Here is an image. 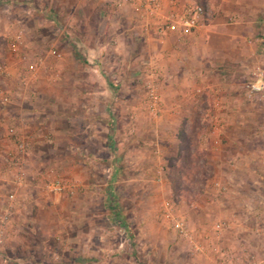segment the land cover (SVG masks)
Segmentation results:
<instances>
[{
  "label": "rangeland",
  "instance_id": "1",
  "mask_svg": "<svg viewBox=\"0 0 264 264\" xmlns=\"http://www.w3.org/2000/svg\"><path fill=\"white\" fill-rule=\"evenodd\" d=\"M17 1L40 23L60 3ZM203 3L212 19L216 0ZM59 26L48 32L60 40ZM5 32L0 122L14 104L34 113L25 131L0 126V264H264V88L245 97L252 71L264 74V30L243 62L169 79L138 39L26 50L21 27ZM181 124L190 156L172 185ZM56 180L70 192L49 191Z\"/></svg>",
  "mask_w": 264,
  "mask_h": 264
},
{
  "label": "crops",
  "instance_id": "2",
  "mask_svg": "<svg viewBox=\"0 0 264 264\" xmlns=\"http://www.w3.org/2000/svg\"><path fill=\"white\" fill-rule=\"evenodd\" d=\"M233 1L235 0H216L215 16L208 19L209 15L204 14L202 23L190 32L177 31L156 36L151 24L147 25L146 30H142V23L137 21L135 11L128 5H123L118 13L113 14L106 0H60L58 3L61 5L60 8L58 4H54L51 8V2H47L50 13L47 14L46 20L40 23L34 21L31 9L19 8L17 0H0V33L4 36L5 31L9 32L17 26L21 27L24 31L23 42L26 50L37 48L42 40L49 38L54 45L59 41L68 48L92 46L100 50L108 46L110 41H118L123 47L125 43L129 46L134 39H138L142 46L156 54V64L159 63L158 72L159 75H163V79L177 77L179 71L184 72L183 78L187 75L188 78H196L204 70H218L216 67L246 60L250 52L249 46L246 47L244 43L246 38H256V34L264 30L262 28L264 0H236L234 3ZM160 2L162 4L160 14H165L170 9L180 11L188 4H195L191 0H160ZM25 21L27 23H23ZM58 24L64 31L60 40L57 36L54 37L55 34L49 35L48 32L58 30ZM152 24H154L153 20ZM74 51L67 50V53H64L66 59L69 61L77 59V50ZM8 72L12 70L9 69ZM80 92L76 89L71 91L70 95H77ZM13 111L14 113L4 116L0 126H8L11 129L10 126L17 127L19 123L20 129L24 128V131L28 129L31 123H26V119L23 124L21 118L34 113L32 106L14 104ZM10 129L8 131L12 132ZM23 200L25 196L16 201L15 206L21 207L20 205L25 202ZM29 223L34 224L35 228L37 222L27 218L24 225ZM15 224H20L19 220L12 221L10 227L15 228ZM19 226H16V230L11 229V233L18 234L17 237L10 234V241L15 237L23 238L26 230L29 229Z\"/></svg>",
  "mask_w": 264,
  "mask_h": 264
},
{
  "label": "built area",
  "instance_id": "3",
  "mask_svg": "<svg viewBox=\"0 0 264 264\" xmlns=\"http://www.w3.org/2000/svg\"><path fill=\"white\" fill-rule=\"evenodd\" d=\"M106 3L114 10H120L123 5H128L137 15V21L142 23V30H146L147 25L151 24L156 36H164L170 32H190L202 23L204 10L196 4H188L180 11L168 10L165 14H160L162 4L160 0H106ZM152 20L154 24H152ZM4 66L0 65V73ZM252 80L248 83L245 90L247 99L255 98L264 88V74L256 67L252 71ZM148 95L153 103L156 96L150 89ZM23 144L19 143L18 149H22ZM18 179V178H17ZM18 182V180H17ZM48 190L54 193L61 191L70 192L69 187L58 180L48 186Z\"/></svg>",
  "mask_w": 264,
  "mask_h": 264
},
{
  "label": "trees",
  "instance_id": "4",
  "mask_svg": "<svg viewBox=\"0 0 264 264\" xmlns=\"http://www.w3.org/2000/svg\"><path fill=\"white\" fill-rule=\"evenodd\" d=\"M193 2L201 6V8L204 10L205 6L203 0H193ZM176 141H177L176 156L170 160L168 165L169 178H170L169 181L172 185H174V183H176L177 185L176 181L181 179L179 175L180 174L179 170H181L182 167L186 164V160L190 156V155L188 156L187 139L182 124L179 126L177 130ZM176 190L177 189L174 188V193Z\"/></svg>",
  "mask_w": 264,
  "mask_h": 264
}]
</instances>
